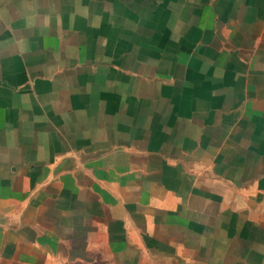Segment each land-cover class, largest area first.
Segmentation results:
<instances>
[{
    "label": "crops",
    "instance_id": "1",
    "mask_svg": "<svg viewBox=\"0 0 264 264\" xmlns=\"http://www.w3.org/2000/svg\"><path fill=\"white\" fill-rule=\"evenodd\" d=\"M0 264H264V0H0Z\"/></svg>",
    "mask_w": 264,
    "mask_h": 264
}]
</instances>
